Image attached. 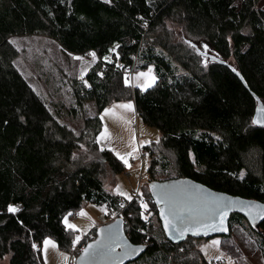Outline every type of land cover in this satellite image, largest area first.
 <instances>
[{
    "label": "trees",
    "instance_id": "1",
    "mask_svg": "<svg viewBox=\"0 0 264 264\" xmlns=\"http://www.w3.org/2000/svg\"><path fill=\"white\" fill-rule=\"evenodd\" d=\"M31 33L101 57L85 75L87 85L73 83L76 105L94 101L97 109L79 135L58 120L15 65L19 50L9 37ZM115 45L117 52L109 51ZM131 65L153 66L155 84L133 91L123 71ZM130 98L138 116L161 131L153 144L167 165L173 159L180 176L264 202V126L251 122L258 103L264 104V0H0V258L44 264L39 247L45 237L71 252L74 231L63 223L66 214L75 218L87 202L120 207L104 177L107 169L119 174L125 166L97 138L100 112ZM150 156L153 172L161 161ZM145 193L158 213L150 189ZM10 203H20L19 211L8 212ZM141 212L139 198L126 202L127 235L134 243L148 241V249L127 264H148L157 252L166 258L193 238L175 244L164 230V239L156 237ZM232 215L229 238L247 220ZM249 232L264 254V219Z\"/></svg>",
    "mask_w": 264,
    "mask_h": 264
},
{
    "label": "rangeland",
    "instance_id": "2",
    "mask_svg": "<svg viewBox=\"0 0 264 264\" xmlns=\"http://www.w3.org/2000/svg\"><path fill=\"white\" fill-rule=\"evenodd\" d=\"M171 26L175 25L172 23ZM176 29L178 28L176 27ZM9 39L19 50V54L15 59L16 67L28 80L33 89L45 99L58 120L79 135L85 127L86 118L96 115L97 109L94 101L85 102L83 107L76 105L73 95V83L75 80L86 81L84 77L87 72L101 60L97 51L93 49L86 52L70 51L57 39L44 33L15 34L11 35ZM91 52L96 53L94 61L91 55H89ZM112 52L116 53L117 48ZM107 57H109V60L106 61H112V55H107ZM135 59L136 57H134ZM149 68H151L152 74L156 76L153 66L147 68L139 67L133 70V72L128 67L123 70L126 76H128L133 91L135 89L138 92H143L148 89L141 90L139 85L145 80V77L138 79L137 73H147ZM129 101L132 102V110L119 107L113 108L114 105ZM105 108L113 109L116 115L105 114ZM105 108L100 112V117L103 114L104 119H101L102 129L98 137L105 127L108 129L109 137L106 140L102 139L99 144L103 148L115 149L123 154L131 150L128 147V143L133 134H135L137 145V151L133 153V156L127 157L131 167L124 165L125 170L119 174L114 173L111 169H107L104 177L105 188L109 192L119 196L120 205L123 204L124 207L128 199L115 191L116 185H120L121 190L130 195L132 199L138 193L137 198L148 206L144 209V216L147 217V225L152 228L150 233L164 239L161 232L163 228L156 212L157 210H155L148 197H145V191H149V183L152 179L164 180L180 176L173 159L169 157V160H167L169 164L167 165L163 161V158L160 157V146L157 143L153 144L154 141H157V138L158 141L160 140L161 131L157 127L145 123L138 116L134 105V98L112 101ZM142 141H148V143L141 144ZM146 145H151V154L149 153V148L145 147ZM112 152L115 154L114 151ZM153 152L157 158L160 157L159 160L161 162L154 164L152 166L153 172H149L150 163L153 162V157L150 155H154ZM249 157L250 159L254 158L251 154ZM142 175L145 176L144 180L140 179ZM144 186L145 188H143ZM144 198H147L148 201ZM17 207L19 208L20 205ZM124 207L112 209L107 204L96 205L87 202L81 208L87 213L86 216L79 215L81 209L75 212L74 215H77L75 218L66 214L64 218L67 216L68 222L76 224L79 229L74 231L73 237L79 235L81 239L75 247H71L70 252L59 247L54 238L47 237L55 241L57 247L53 249L49 246L45 252L43 250V241L41 242L39 248L44 264L45 256L47 264H74L76 255L79 254L86 242L95 238L97 226L103 222L110 221L116 216H122L125 219ZM234 215H236V212L232 216ZM125 222H127V219H125ZM230 224L232 226V222ZM249 225L247 220L242 225L236 224L232 228L233 231L230 238L228 235H215L209 238L188 239L183 246H180L178 253H174L166 258L158 252L152 256H148V264H264V254L255 241V235L252 232L250 234L251 225ZM213 240L220 241L219 245H213L211 243ZM144 243H148V241ZM192 246H195V251L190 250ZM60 253H64L66 260ZM196 253L199 257L198 260H194L192 256ZM217 256L221 258L216 259ZM8 262L9 255L0 258V264H8Z\"/></svg>",
    "mask_w": 264,
    "mask_h": 264
},
{
    "label": "water",
    "instance_id": "3",
    "mask_svg": "<svg viewBox=\"0 0 264 264\" xmlns=\"http://www.w3.org/2000/svg\"><path fill=\"white\" fill-rule=\"evenodd\" d=\"M111 54L112 52L109 54V56H111ZM239 77L248 88L240 74ZM258 106H264V104L259 102L256 108ZM256 108L253 117L257 115ZM256 125L264 126L261 124ZM153 184H155V187H152ZM149 189L152 200L158 207V216L161 221L164 233L168 240L175 244L185 241L188 237L209 238L215 235H228L230 233V218L234 212L244 216L254 227H259L260 222L264 219V216L255 214L257 211L255 208L252 209L253 214L251 216L249 215V206L258 205L261 209H264V202L255 198L243 197L241 195H234L222 190L214 189L207 184L197 181L191 177L180 176L164 180H152L149 183ZM165 193L175 194L179 203L199 209V211H197L195 214L189 213L187 210L180 213V220L183 221L182 226L191 229L184 232L183 235H180L175 228H173L171 231H165L164 221L161 218L160 209L165 208V214H167V208L169 205L165 203H158V201H161L164 198ZM205 202H218L221 206L227 205V216L224 222V227L227 228V231L220 230L219 227H217L216 230H212L210 228H201L197 225V219L203 220L208 224L217 222L219 220L218 216H214L213 219L208 218L213 216V213L204 210L203 204ZM10 204H14L15 206L20 205V203ZM174 223H176V221H174ZM101 229L104 231L101 232ZM109 235L112 236V240L105 241V243H111L114 248V252L108 255L83 254L82 250L89 244H93L94 241L103 240ZM125 240L127 241V249L129 252L127 256H125L122 251ZM116 243H119L121 247H116ZM97 247L99 246L94 245V248L90 250V253H95ZM132 249L137 250L133 252L131 251ZM147 249L148 243H134L130 240L125 230V219L122 216H116L110 221L103 222L97 226L95 238L86 242L82 250L76 256L74 264H127L139 258Z\"/></svg>",
    "mask_w": 264,
    "mask_h": 264
},
{
    "label": "snow or ice",
    "instance_id": "4",
    "mask_svg": "<svg viewBox=\"0 0 264 264\" xmlns=\"http://www.w3.org/2000/svg\"><path fill=\"white\" fill-rule=\"evenodd\" d=\"M64 0H61V3H63ZM105 3H111L112 0H104ZM132 0H129V3H131ZM142 19V18H141ZM147 24V22H145V25ZM229 39H231L229 37ZM191 44V42H189ZM193 48H196L195 45H191ZM119 47V45H115L112 49H110L109 51H115V48ZM204 49L208 48L207 44L203 45ZM198 54L202 57H206L207 53L206 52H201L199 49H196ZM89 55H91V57L93 58V61L96 59V53L95 52H91L89 53ZM81 59V58H78ZM105 60H109V57L105 56L104 57ZM110 62V61H109ZM202 63L205 64V67L207 66L206 60L202 61ZM233 72H236V69L233 68L232 69ZM102 75V73H101ZM237 75H239V73H237ZM140 77H145V80L139 85V87L141 88V90L143 91L146 88L151 87L153 84H155L157 77L155 75L152 74V70L151 68H149L147 73H137V78L139 79ZM84 83L87 85V81H84ZM124 83L127 85L129 83L128 79H125ZM124 108V109H129L132 110L133 109V105L132 102L129 101L127 103H123V104H119V105H114L113 108ZM104 113L105 114H111V115H116L113 112V109L110 108H105L104 109ZM256 113L257 115L254 116L252 118V124H261L264 125V106H258L256 108ZM122 118V117H121ZM21 120L24 119L23 116L20 117ZM101 119H104V115H101ZM109 137V133H108V129L107 127L104 128V130L100 133V136L97 138V143H99L102 139L106 140ZM217 139H219V137H217ZM157 142H158V138H157ZM143 143H148V141H142L141 144ZM81 147H83V145H81ZM128 147L131 149L130 151H126L123 154L115 149H112V151L115 152V155L117 157V159H119L120 161H122L124 163L125 166L127 167H131V165H129L128 159L127 157L133 156V153H135L137 151V145H136V141H135V134H133L131 140L128 143ZM76 154H73V157L75 158ZM241 178H243V173H241ZM152 187H155V184L152 185ZM115 191L121 195V196H125L129 201L132 200V197L130 195H128L126 192L121 190L120 185H116V189ZM158 203H165L167 205H169V207L167 208V214L165 208H161L160 209V214H161V218L164 221V228L165 231H171L173 228H175L180 235H183L184 232L189 231L191 229L187 228V227H183V221L180 220V213L182 211L187 210L189 213L195 214L197 211H199L198 208H192L188 205H183L181 203L178 202V199L176 197L175 194L172 193H165L164 194V198L161 201H158ZM120 207H124L123 204L120 205ZM148 206L146 203L141 202V208L146 209ZM203 208L204 210L213 213V216L208 217L209 219H213L214 216H218L219 220L217 222L208 224L205 223L203 220H196V223L199 227L201 228H205V229H212V230H216L217 227H219L220 230L223 231H227V228L224 227V222H225V218L227 216V205H223L221 206L218 202H205L203 204ZM255 208L257 209L256 211V215L259 216H264V209H261L258 205H252L249 206V215L251 216L253 214L252 209ZM103 210V209H102ZM7 211L10 213H16L19 211L18 207L15 206L14 204H9L7 206ZM71 215V214H69ZM80 216H86L87 213L84 212L83 209L80 210L79 212ZM113 215H115V213H113ZM140 215L146 220L147 217L144 216V213L141 212ZM174 221H176V223H174ZM63 223L66 225V229H71L73 231H77L78 226L76 224H72L68 222L67 216L64 218ZM104 230L101 229V232H103ZM142 231V229H141ZM81 237L79 235H76L73 239H72V246L75 247L76 244L80 241ZM112 240V236L109 235L107 237H105L103 240L100 241H94L93 244H89L87 247H85L82 252L84 255H89V254H102V255H108L112 252H114V248L112 246L111 243H105V241H111ZM213 245H219L220 241L218 240H213L211 242ZM94 245H97L99 247H97V250L95 253H90V250L94 248ZM49 246H51L53 249H55L57 247L55 241H53L50 238L45 237L43 240V250L46 252L47 249L49 248ZM116 247H121V245L119 243H116L115 245ZM33 249H36L38 247L37 244H33L32 245ZM137 249H132L131 251L135 252ZM122 251L123 254L125 256H127L129 254L128 249H127V241L125 240V244L122 247ZM60 255L62 257H64V253H60ZM66 260V257H64ZM220 256H217L216 259H220ZM5 259H7V257H5ZM83 259V257H82ZM45 264H47V258L45 256Z\"/></svg>",
    "mask_w": 264,
    "mask_h": 264
},
{
    "label": "built area",
    "instance_id": "5",
    "mask_svg": "<svg viewBox=\"0 0 264 264\" xmlns=\"http://www.w3.org/2000/svg\"><path fill=\"white\" fill-rule=\"evenodd\" d=\"M128 69H129L131 72H133V70H134V65L129 66ZM144 156H145V154H144ZM140 179H141V180H144V179H145V176L142 175V176L140 177ZM137 195H139V194L136 193V197H135V198H137Z\"/></svg>",
    "mask_w": 264,
    "mask_h": 264
}]
</instances>
